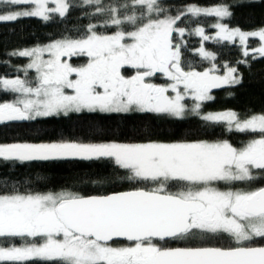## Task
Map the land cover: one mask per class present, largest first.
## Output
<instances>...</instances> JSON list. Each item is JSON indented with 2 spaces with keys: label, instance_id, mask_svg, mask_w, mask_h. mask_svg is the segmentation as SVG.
<instances>
[{
  "label": "snow or ice",
  "instance_id": "obj_1",
  "mask_svg": "<svg viewBox=\"0 0 264 264\" xmlns=\"http://www.w3.org/2000/svg\"><path fill=\"white\" fill-rule=\"evenodd\" d=\"M0 5V22L24 17L48 21L86 6L94 9L89 15L102 17L101 23L87 25L83 35H64L12 53L31 58L25 77L29 69L36 76L34 83L0 77V87L22 96L0 102V123L85 112L178 119L191 114L226 123L228 132L252 134L238 144L199 138L121 141L97 126L91 138L0 143L5 161L108 160L117 171L93 173L86 186L132 185L84 194L76 183L41 191L32 184L9 187V178L0 176V264H264V113H203L204 102L214 100L213 89L239 84L241 77L234 67L225 75L212 74L214 68L185 70L183 41L173 39L174 33L183 37L186 31L177 27L182 17L223 19L232 15L228 5H188L176 15L160 0H81L79 5L71 0H0ZM17 6L26 7L14 10ZM111 26L117 30H99ZM212 27L219 30L215 37L203 27L193 31L202 41L239 37L245 56L249 37H258L260 46L252 51L264 57V28L246 32L220 22ZM198 51L215 59L203 47ZM80 56L87 57L86 63L70 62ZM129 68L133 74H126ZM157 74L168 82L155 83ZM35 179L38 183L43 177ZM73 179L83 183V177ZM120 239L127 243H116Z\"/></svg>",
  "mask_w": 264,
  "mask_h": 264
},
{
  "label": "trees",
  "instance_id": "obj_2",
  "mask_svg": "<svg viewBox=\"0 0 264 264\" xmlns=\"http://www.w3.org/2000/svg\"><path fill=\"white\" fill-rule=\"evenodd\" d=\"M110 0H104L109 3ZM161 4L169 9V14L176 15L177 11L188 5L214 6L228 5L232 15L223 18L231 28L243 30H257L264 27V0H160ZM79 5L81 0H71ZM92 7H74L65 17L55 15L52 19L44 21L39 17L18 18L15 21L0 22V77L15 78L33 81L36 76L34 70L27 71L25 77L24 67L28 58L12 55L38 45L47 44L64 35H83L90 23H101L102 17L92 16ZM219 18L213 16H192L190 13L178 21L177 27L186 29L183 37L173 34L174 42L180 43L182 66L185 70L189 66L197 71L208 70L216 63L223 71L224 65L234 67L241 77L239 84L224 85L213 89L214 100L204 102L203 111L234 110L241 116L252 113H264V57L251 51L260 44L259 38H249L247 46L249 55L245 56L244 46L240 40L224 41L221 39L202 38L193 31L203 27L205 34L214 37L216 24ZM100 31L114 32L115 26L101 27ZM129 30L130 27H129ZM203 47L206 51L215 54V59H205L198 49ZM87 57H72L71 63L80 65L86 63ZM221 72V71H219ZM126 74H133L127 69ZM155 83H167L163 76L157 74ZM16 93L6 91L0 87V102H8L15 98ZM104 127L109 138L121 141H140L148 138L159 140H178L185 138H199L207 140L228 139L238 144L251 138V133H239L233 130L226 131V123H213L203 121L200 117L189 114L185 119L161 116L154 113H80L69 117H39L35 120L9 121L0 123V143L13 142H39L60 138L88 137L96 133L94 128ZM117 171L112 162L101 161H53V162H19L5 161L0 158V176H7L8 185L14 183L16 187L34 185L37 190H59L61 187L76 183L77 190L84 194H98L106 191H122L131 187L130 183H123L115 188H97L86 186L88 178L93 173H111ZM123 174V170H118ZM43 177L38 183L36 176ZM74 177H83V183L74 180ZM259 183V182H258ZM3 181L0 180V185ZM255 186V185H254Z\"/></svg>",
  "mask_w": 264,
  "mask_h": 264
},
{
  "label": "rangeland",
  "instance_id": "obj_3",
  "mask_svg": "<svg viewBox=\"0 0 264 264\" xmlns=\"http://www.w3.org/2000/svg\"><path fill=\"white\" fill-rule=\"evenodd\" d=\"M51 6V5H50ZM215 6V5H214ZM3 6L2 5H0V8H2ZM24 7H26V6H17L14 10H22ZM202 7H204V6H202ZM208 7H210V6H208ZM229 10H230V8H229ZM226 18V17H225ZM218 22H220V23H224V24H226L224 21H223V19H220L219 18V21ZM231 28V27H230ZM262 28H264V27H262ZM240 29V28H239ZM242 31H246V32H250V31H255V30H243V29H241ZM258 30V29H257ZM219 30L218 29H216V32H215V34H214V37L216 36V33L218 32ZM249 38H254V37H249ZM255 38H258V37H255ZM235 39H238L239 40V37H236ZM261 43V42H260ZM43 45H46V44H42V45H38V46H43ZM260 46V44H258L257 46H255L254 48H252L251 49V51L253 50V49H255V48H258ZM253 52V51H252ZM28 58V63H30V61H31V58H29V57H27ZM44 58L45 59H47L48 58V53H45L44 54ZM228 67H231V66H228V65H224V69H223V71H222V69L216 64V63H214V64H212V66L211 67H209L208 69H210V68H214V71L212 72V74H214V75H225L226 74V72H227V68ZM30 70H34V72L36 73V71H35V69H29L28 71H30ZM219 71H221V72H219ZM21 79H23V78H21ZM16 93V92H15ZM211 94L213 95V92H211ZM17 98H22V96H21V94L20 93H16V96H15V98H13L11 101H13V100H16ZM11 101H8V102H11ZM187 103L189 104V107H191V105H192V103H193V101H192V98L191 97H188L187 98ZM221 111H227V110H221ZM234 111V110H233ZM207 112H220V111H203V113H207ZM39 118V117H38Z\"/></svg>",
  "mask_w": 264,
  "mask_h": 264
},
{
  "label": "flooded vegetation",
  "instance_id": "obj_4",
  "mask_svg": "<svg viewBox=\"0 0 264 264\" xmlns=\"http://www.w3.org/2000/svg\"><path fill=\"white\" fill-rule=\"evenodd\" d=\"M159 75H161V74H159ZM161 76H163V75H161ZM166 80H168L167 79V77H165V76H163ZM236 187H245V185L244 184H242V183H237L236 184ZM116 243H118V244H126L127 243V241H116ZM173 246H175V245H173Z\"/></svg>",
  "mask_w": 264,
  "mask_h": 264
},
{
  "label": "water",
  "instance_id": "obj_5",
  "mask_svg": "<svg viewBox=\"0 0 264 264\" xmlns=\"http://www.w3.org/2000/svg\"><path fill=\"white\" fill-rule=\"evenodd\" d=\"M118 241H126V240L120 239V240H118Z\"/></svg>",
  "mask_w": 264,
  "mask_h": 264
}]
</instances>
